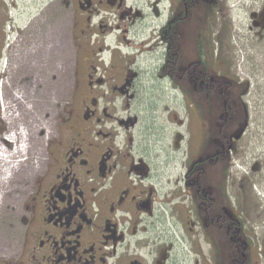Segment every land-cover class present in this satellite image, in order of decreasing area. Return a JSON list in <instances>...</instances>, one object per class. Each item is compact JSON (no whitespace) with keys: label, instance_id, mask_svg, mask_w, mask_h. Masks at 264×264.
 Here are the masks:
<instances>
[{"label":"flooded vegetation","instance_id":"obj_1","mask_svg":"<svg viewBox=\"0 0 264 264\" xmlns=\"http://www.w3.org/2000/svg\"><path fill=\"white\" fill-rule=\"evenodd\" d=\"M67 6L75 35L97 46L45 171L0 185V264H264L263 12L228 32L215 29L222 0H0V65L21 31L12 14H30L40 45L45 14ZM141 55L155 61L142 72L154 90L140 91ZM163 82L203 117L181 178L176 132L153 120Z\"/></svg>","mask_w":264,"mask_h":264},{"label":"rangeland","instance_id":"obj_2","mask_svg":"<svg viewBox=\"0 0 264 264\" xmlns=\"http://www.w3.org/2000/svg\"><path fill=\"white\" fill-rule=\"evenodd\" d=\"M222 1V20L226 24L216 18V30L227 27V31L230 32L231 28H246L250 14L257 10L264 14V0ZM72 12V8L67 6L64 9L55 7L50 9L49 14H45L48 16L46 21L48 26L42 25L46 31V38L45 43L40 45H38L41 42L40 28L36 30L39 33V41L34 43L31 41V33L26 31L30 14H12L21 33L15 34L12 31L9 33V47L6 50L10 47L15 48L14 54L12 53L13 59L7 63L3 60L0 65V75L4 76L0 79V148L5 151V155L2 153L3 157L7 156L5 161L0 163L3 166L0 167V185H9L12 180H16L17 188L20 189V180L28 181L29 186L36 181L49 162L51 144L57 137L61 122L69 117L71 109L76 108L75 104L79 102L81 90L78 86L80 81L82 85L84 62L91 56L90 48L94 49L97 45L95 42L93 45L90 44L89 39L83 36L79 39L75 35L77 28L73 27L75 14ZM100 15L105 24L113 25L108 20L109 14ZM102 30L104 34L109 32L108 27ZM83 39L86 40V46L81 41ZM108 42L109 40H106L105 44ZM100 44H103L102 40ZM138 53L140 50L133 53L131 51L127 57L134 60L133 56ZM126 60L128 59H121L122 62ZM150 61L148 56L141 55L134 62L136 67L140 68L143 77L140 80L143 86L140 91L148 88L151 90L157 83L152 77L153 74L149 73L147 77L142 73L153 69L155 74V61ZM114 62L119 63L120 60L116 58ZM122 62L116 66H121ZM106 66L110 67L109 64ZM112 72L109 70L108 73ZM160 84L162 92L158 98L159 104L155 105L153 120L155 125L161 124L176 132L174 142L171 141V144L173 147L177 146V153L175 152L176 156L175 154L171 156L177 160L176 174L181 178L185 160L188 158L187 153L201 151L204 136L201 126L203 117L195 105L192 103L188 105L186 98L185 104L180 94L175 98L169 83ZM169 111L170 117L167 114ZM235 173L234 167L230 172L234 180Z\"/></svg>","mask_w":264,"mask_h":264},{"label":"trees","instance_id":"obj_3","mask_svg":"<svg viewBox=\"0 0 264 264\" xmlns=\"http://www.w3.org/2000/svg\"><path fill=\"white\" fill-rule=\"evenodd\" d=\"M209 88H210V90L212 91V92H217V94H218V86H216L215 84H211L210 86H209ZM197 90V94H195V98H197V99H201V93H200V90L199 89H196ZM196 90H193V92H196ZM212 103V102H211Z\"/></svg>","mask_w":264,"mask_h":264},{"label":"bare ground","instance_id":"obj_4","mask_svg":"<svg viewBox=\"0 0 264 264\" xmlns=\"http://www.w3.org/2000/svg\"><path fill=\"white\" fill-rule=\"evenodd\" d=\"M4 144H5V143H4ZM2 153L4 154L5 151H4L3 148H2V149L0 148V155H1V156H0V163H1V162H4V161H5V157H7V156H4V157H3ZM10 153H14V152H10ZM4 155H5V154H4ZM8 159H9V158H8ZM6 163H8V162H6ZM0 167H3V166L0 165Z\"/></svg>","mask_w":264,"mask_h":264}]
</instances>
